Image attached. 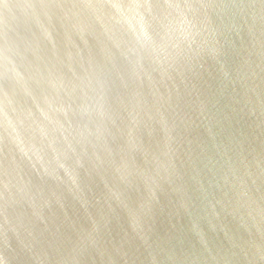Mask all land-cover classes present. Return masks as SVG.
Listing matches in <instances>:
<instances>
[{
  "label": "clouds",
  "instance_id": "obj_1",
  "mask_svg": "<svg viewBox=\"0 0 264 264\" xmlns=\"http://www.w3.org/2000/svg\"><path fill=\"white\" fill-rule=\"evenodd\" d=\"M13 8H26L35 22V49L9 24ZM3 9L0 264H264V220L257 236L255 218L232 183L248 169L264 189V0H36L23 6L4 3ZM126 17H132V26ZM45 25L53 32L63 28L95 38L96 57L83 75L70 74L43 46ZM138 69L173 81L150 102L154 117L146 146L154 159L170 162L174 175L165 185H187L185 201H165L158 189L151 205L144 206L142 197L129 199L124 192L128 207L112 200L108 218H93L78 208L64 213L55 208L59 198H54L50 213L17 224V211L29 194L54 178L25 172L35 165L11 138L13 103L35 107L27 130L47 155L49 139L62 147L60 121L69 115L93 136L97 128L110 135L112 116L126 107L125 79ZM41 128L47 136L39 135ZM137 136L144 143L142 124ZM127 147L125 142L122 150ZM82 196L91 197L89 205L97 197L111 199L99 183L94 190L83 179L62 186L60 198L73 207ZM129 208L141 218L140 232L128 223ZM216 214L230 226L229 235L221 237L209 227V216ZM194 220L202 231L193 228Z\"/></svg>",
  "mask_w": 264,
  "mask_h": 264
},
{
  "label": "water",
  "instance_id": "obj_2",
  "mask_svg": "<svg viewBox=\"0 0 264 264\" xmlns=\"http://www.w3.org/2000/svg\"><path fill=\"white\" fill-rule=\"evenodd\" d=\"M35 2L36 0H0V39L4 28L3 4L23 6ZM125 19L129 26H132V17ZM9 24L22 42L35 49L39 33L26 8H13ZM43 31L47 37L43 46L49 51H54L64 61L66 71L70 74L83 75V70L95 60L94 37L88 35L80 37L63 28L53 32L46 25ZM136 60H139L138 56ZM143 67L147 69V64ZM125 83L127 84L124 93L126 107L118 109L117 114L112 116L110 135L106 136L102 129L97 128L93 136L91 128L82 125L78 119L69 115L60 121L61 131L58 139L62 147L53 139H49L47 155L41 154L40 144L32 138L31 131L27 130L36 113L35 107L22 100L13 103L15 116L8 117L11 138L17 151L31 157L32 164L35 165L34 168L29 165L25 172L47 173L49 177L54 178L53 181L42 183L40 190L35 194H29L26 203L17 211V224L27 225L30 217L50 213L54 209L49 201L54 198H59L55 208H60L64 213L71 214L78 208L79 212L93 218H108L110 210L115 207L112 200L128 207V200L122 197L124 192L128 193L129 199L142 197L140 204L144 206L151 205L152 198L158 196V189H160V198L165 201L173 198L181 202L185 201L188 195L187 185L171 183L165 185L163 181L170 180L174 175L170 162L164 157L154 159L153 153L146 146L151 142L154 117V113L149 110L150 102L169 91L174 86L173 81L158 72L138 69L135 75L126 77ZM4 96V90L0 87V157L3 156ZM139 124L143 125L144 143H141V138L137 136ZM39 135L47 136L46 129L41 128ZM74 138L79 142L76 143ZM125 142L128 147L122 150ZM150 161H153L151 165H149ZM246 171L248 175L233 177L232 183L236 185L235 192L243 197L247 212L255 218L252 230L259 236L261 221L264 220V189L257 182L252 170L246 169ZM81 179L88 183L90 190H94L97 183L101 184L111 199L100 200L97 197L89 205L91 197L82 196L79 205L73 207L70 201L60 198L63 185L69 182L79 185ZM229 186L231 187L232 184L230 183ZM185 210H188L187 203ZM199 222L207 230L206 221L201 219ZM2 223L3 215L0 214V224ZM128 223L137 232L143 228L141 218L135 209L129 208ZM208 223L209 227L214 231L217 230L221 237L223 234L226 236L230 234V226L220 219L218 214L215 218L209 216ZM193 228L198 232L202 231L195 220Z\"/></svg>",
  "mask_w": 264,
  "mask_h": 264
}]
</instances>
